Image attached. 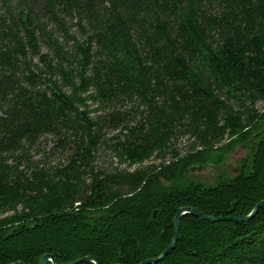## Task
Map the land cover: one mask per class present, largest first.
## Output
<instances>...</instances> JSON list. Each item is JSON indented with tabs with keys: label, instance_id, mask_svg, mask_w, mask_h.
<instances>
[{
	"label": "trees",
	"instance_id": "obj_1",
	"mask_svg": "<svg viewBox=\"0 0 264 264\" xmlns=\"http://www.w3.org/2000/svg\"><path fill=\"white\" fill-rule=\"evenodd\" d=\"M260 132L264 0H0V264H264V136L187 180Z\"/></svg>",
	"mask_w": 264,
	"mask_h": 264
},
{
	"label": "rangeland",
	"instance_id": "obj_2",
	"mask_svg": "<svg viewBox=\"0 0 264 264\" xmlns=\"http://www.w3.org/2000/svg\"><path fill=\"white\" fill-rule=\"evenodd\" d=\"M261 108L262 103H258L257 105ZM264 136V132L254 134L247 142L236 146L231 152L225 155L223 162L216 165L213 163H206L202 165H196L191 167L190 172L188 173L187 180L189 182L200 183L204 185L213 184L220 175L226 177H234L236 176L243 164V161L246 160L248 164L251 163L253 157L257 151L258 142ZM188 144L187 138H181L178 141L177 148L183 152L186 150V146ZM53 142L50 138H46L41 144V150L44 152H48V150L52 147ZM40 156L36 155L35 158L38 159ZM58 159L62 157L60 154H54L51 157V163H58ZM159 160L155 157H152L151 160L146 161L144 164L157 163ZM64 163V162H63ZM98 167L104 169H112L115 166H120L117 164L114 156L107 151V149H102L98 154L97 164ZM135 166L129 168L132 170Z\"/></svg>",
	"mask_w": 264,
	"mask_h": 264
},
{
	"label": "water",
	"instance_id": "obj_3",
	"mask_svg": "<svg viewBox=\"0 0 264 264\" xmlns=\"http://www.w3.org/2000/svg\"><path fill=\"white\" fill-rule=\"evenodd\" d=\"M263 205H264V200H262L259 203H257L249 215L243 216V217H234V220L235 221H238V222L248 221L249 219H251L258 212L259 207H261ZM186 212L193 213L196 216H199V217H201L204 220L215 221V220L221 219V218H215V217H212V216H206L203 213L197 211L196 209H192V208H188V207H182V208H180L178 210L176 216H175V219H174V223H175V233H174V236L172 238V241H171V244L169 245V247L159 257H157V258H155L153 260H147V261H145L143 263H140V264H148L150 262H155V261L162 260L170 251H172V249H174V247L176 245V241H177L178 235H179V230H180V216L182 214L186 213ZM48 260H50L52 262V264H59L55 260V258L53 257V255H50V254L44 255L42 257V259H41V263L40 264H46V262ZM81 261H92L95 264H100L99 260L97 258H94V257H86V258L77 260L75 262H72L70 264H78ZM12 264H23V263H21V262H14Z\"/></svg>",
	"mask_w": 264,
	"mask_h": 264
}]
</instances>
